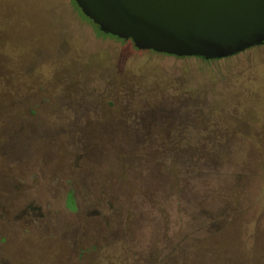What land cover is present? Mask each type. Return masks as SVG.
Masks as SVG:
<instances>
[{
    "label": "rangeland",
    "instance_id": "rangeland-1",
    "mask_svg": "<svg viewBox=\"0 0 264 264\" xmlns=\"http://www.w3.org/2000/svg\"><path fill=\"white\" fill-rule=\"evenodd\" d=\"M62 1L0 0V264H264V47L140 52Z\"/></svg>",
    "mask_w": 264,
    "mask_h": 264
},
{
    "label": "water",
    "instance_id": "water-1",
    "mask_svg": "<svg viewBox=\"0 0 264 264\" xmlns=\"http://www.w3.org/2000/svg\"><path fill=\"white\" fill-rule=\"evenodd\" d=\"M106 36L140 52L220 61L264 46V0H74Z\"/></svg>",
    "mask_w": 264,
    "mask_h": 264
},
{
    "label": "trees",
    "instance_id": "trees-1",
    "mask_svg": "<svg viewBox=\"0 0 264 264\" xmlns=\"http://www.w3.org/2000/svg\"><path fill=\"white\" fill-rule=\"evenodd\" d=\"M71 3H72V5L75 7V9L77 10V11H79L80 12V10H79V8L77 7V5H76V3H75V1L74 0H69ZM65 5H66V7L68 8V10H70L69 9V3H67L66 2V0H64V1H62ZM104 35V34H103ZM131 43V42H130ZM262 47H264V46H262ZM256 48H260V47H256ZM255 48H252V49H250V50H247V51H245V52H243V53H241V54H239V55H242V54H244V53H247L248 51H251V50H254ZM138 51V50H137ZM239 55H237V56H239ZM237 56H234V57H231V58H229V59H232V58H235V57H237ZM176 59H186V58H176ZM201 60V59H200ZM204 61V60H203ZM220 61H222V60H220ZM205 62H213V61H205ZM5 140V139H4ZM153 190H155V191H161V190H163V191H165V190H167V186L166 185H164V184H162L161 182H157V183H154L153 184ZM68 207L70 208V209H72L71 207H72V204H74V200H73V197L72 196H70L69 198H68ZM133 200V199H132ZM137 201H138V204L140 205L141 203H142V201H143V198H142V196L141 195H139V196H137ZM137 201H135V200H133V202L135 203L136 202V204H137ZM71 207H70V206ZM133 214H136V217L138 218V215L139 214H137L136 212H135V210H133V212L132 213H130L129 214V212H128V214H127V221L128 222H130L131 224H135L134 222L135 221H133V220H131L132 218H131V215H133ZM130 219V220H129ZM119 243V242H118ZM107 249H105V253H104V255H103V259H102V261H104V264H109V262H111V256H110V250H109V248H110V246H107L106 247ZM199 249V252H201L202 250L203 251H205V253H208V254H211V253H213V250H215V251H217L218 250V247L216 246V245H207V246H189V249L188 250H180V249H178V248H174L173 250H171L168 254H164V255H162V259L163 260H167V261H165V262H167V264H200V261L199 260H195V259H193V256H195L196 255V253H197V250ZM181 252H185V255L183 254L182 256H178V257H174V255H176V253H181ZM185 256H187V257H185ZM128 259H126V261H127ZM218 262L219 261H216V262H214V261H211V262H207L208 264H218ZM164 263V262H163ZM232 263V259L231 260H229L228 258H226V264H231ZM160 264V263H159ZM162 264V263H161Z\"/></svg>",
    "mask_w": 264,
    "mask_h": 264
}]
</instances>
